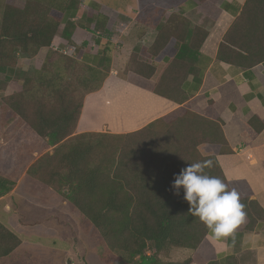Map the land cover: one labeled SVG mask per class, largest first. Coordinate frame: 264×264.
<instances>
[{"label": "trees", "instance_id": "trees-1", "mask_svg": "<svg viewBox=\"0 0 264 264\" xmlns=\"http://www.w3.org/2000/svg\"><path fill=\"white\" fill-rule=\"evenodd\" d=\"M2 2L3 74L16 67L20 58H35L42 49L51 47L67 12L78 9L80 4L79 0ZM85 17L82 14L81 20ZM178 21L176 28H164L154 43V52H163L170 37L176 40L177 53L160 78L175 75L182 82L189 73V53L196 52L206 32L184 33V19L178 17ZM75 28L72 22L67 23L63 36L68 41ZM95 29H102L99 22ZM85 47L89 48L87 44L76 48L74 57L49 52L42 67L26 79L22 91L3 98L14 115L41 137H48L51 145H58L54 154L44 156L30 169V174L71 203L100 232L106 244L123 254L128 264H136L137 259H142L141 264H192V259L171 262L160 256L169 255L174 249L197 250L209 233L199 218L188 212L183 190L176 196L171 187L174 176L190 163L213 161L205 172L219 177L229 190L239 193L249 219L247 230L264 220V210L250 200V187L244 182H229L216 157L200 154L198 148L202 144H226L221 128L210 125L201 116L177 111L125 135L84 133L70 137L84 98L100 91L107 78L106 70L79 61ZM218 60L243 68L264 62V0H247L220 47ZM152 67L138 55H132L126 67L128 80L136 83L153 79V93L170 100L181 99L182 90L175 77L174 84L164 86L159 79L154 80ZM71 68L72 75L68 77ZM81 91L83 95L78 100ZM143 133L154 136L157 149L152 154L145 150L154 147L152 142L135 139ZM11 187L0 176V196L11 191ZM21 244V239L0 221V259L10 256ZM150 246L153 256H147ZM228 264L240 263L234 258Z\"/></svg>", "mask_w": 264, "mask_h": 264}, {"label": "crops", "instance_id": "crops-1", "mask_svg": "<svg viewBox=\"0 0 264 264\" xmlns=\"http://www.w3.org/2000/svg\"><path fill=\"white\" fill-rule=\"evenodd\" d=\"M79 1L78 9L74 8L67 12L51 47L42 49L35 58H20L17 66L9 68L4 74L7 82L9 81L8 93L4 95L0 87V100L3 101L2 98L22 91L26 79L31 77L32 71L42 67L49 52L65 53L68 56L66 51L72 48L74 50L69 52H75L76 56V48L87 44L89 48L81 49L79 61L101 70L109 69L111 73L115 71V64L119 61V55L116 58L117 52H121L119 59L122 57L126 59L122 61L126 67L131 56L138 55L153 66L154 80L159 79L164 86L174 84L176 80L182 90L181 99L170 100L153 93L151 91L153 79L143 80L149 82L148 90L137 85L140 81L136 83L128 81L126 87L114 96L102 97L100 91L112 85L106 81L100 91L90 93L84 98L80 117L70 137L84 133L125 135L142 130L154 121L177 111H182L183 114L186 112L196 114L206 119L210 125L219 126L226 140L225 145L217 143L200 145L198 148L200 154L204 157H216L229 182L246 183L252 191L250 200L257 202L264 210V62L251 68H243L218 60L220 47L242 13L247 0H181L177 5L161 9L164 19L156 28L150 25L152 22L149 13L152 9L146 12L138 0L129 2L123 8L106 5L102 0ZM0 3L3 4L1 1ZM84 8L86 10L82 11ZM82 13L86 14L84 20H81ZM178 17L185 21L184 33L195 34L199 30L206 32L205 40L196 52L189 53L191 57L189 73L184 76L182 82L177 81L175 75L172 78H160L163 69L177 53L176 40L170 37L163 52H154L156 39L165 27H169L170 30L172 26L176 28ZM69 22L76 26L71 41L63 36ZM98 22L101 24V30L95 29ZM170 34L171 32L166 37ZM119 46H123L121 50L118 49ZM187 58L189 59L188 56ZM25 62L26 66L23 65ZM111 75L113 76L110 74V77ZM103 104L108 106L105 110L110 120L100 125L95 120L99 117V111L102 110L100 106ZM6 107L9 109L7 105ZM9 111L11 112L10 109ZM22 122L23 125L17 129L20 136L18 145L21 149L16 150L11 163H7L6 166L3 163L0 167V176L12 184L11 191L1 195L0 201L13 197L18 186L28 178L35 184L43 185L29 171L44 156L54 154L58 146L51 145L48 137H41L28 124ZM32 135L39 139L34 140ZM31 140L35 144L31 143L35 149L30 154L23 146ZM26 157L28 160L20 175L15 177L16 165L19 164L16 162ZM63 201L71 204L65 199ZM52 203H48L49 207L38 205L26 211L25 214L30 218L28 221L19 220V225L34 226L39 223L36 220L39 218L44 222L57 219L62 228H66L67 225L77 226L70 222L58 207L51 206ZM9 208L10 206H7V209ZM248 223L249 219L246 217V222L236 230L234 239H213L209 231L197 250H186L184 259H192V264L212 262L228 264L234 258L240 264H264V220L259 221L252 230L246 229ZM4 225L14 233L6 224Z\"/></svg>", "mask_w": 264, "mask_h": 264}, {"label": "rangeland", "instance_id": "rangeland-1", "mask_svg": "<svg viewBox=\"0 0 264 264\" xmlns=\"http://www.w3.org/2000/svg\"><path fill=\"white\" fill-rule=\"evenodd\" d=\"M0 1L2 2V0ZM10 1L20 3L25 0ZM102 1L104 4L114 8H123L129 2L136 0ZM138 1H140L142 8L146 12L152 9L151 13H149V17L152 22L150 25H154V28L162 23L164 19L162 14L163 11L161 12V9L169 8L170 6L177 5L181 2V0ZM1 7L2 4L0 3V24L3 14ZM85 10V8L82 9V11ZM122 47L119 46L118 49L121 50ZM69 50L73 51L74 49H67L66 52L68 53V56H75V52H69ZM117 53L116 58L117 55H119V57L121 56V52ZM119 57V61L115 64V71L111 73V70L108 69L107 72H105L107 74L105 82L109 81L112 85L100 91L99 94L102 97L114 96V94L122 91L129 81L126 73V64L122 63V61H125L126 59L123 57L119 59ZM23 65L26 66L27 63L25 62ZM58 65L62 66V63ZM72 71V68L69 69L67 72L68 77L72 75ZM110 74H113V76L111 75L112 77H110ZM8 82L6 76L0 73V87L2 88L4 95H7L8 93ZM147 83L149 84V82L140 81L137 85L142 89H147ZM132 91L134 92V90ZM82 92L83 91H81V94H78V100L81 99L80 96L83 95ZM117 97L118 95L115 98ZM134 105H137V103H134ZM140 105L142 106V104ZM100 107L102 110L99 111L100 115L95 122L102 125L104 121L110 119L107 118L109 114L105 110L108 106L103 104V106ZM21 125H23V122L9 111L4 100H0V167L3 163L4 166L9 162L11 163L16 150L19 151L21 149L18 145L20 136L17 130L18 126ZM152 132L154 133V130ZM145 135L143 133L140 137H136L135 139L136 141L141 142H152L154 147L144 148L149 154H152L151 152H154V150L157 149V145L154 143V136L147 133ZM32 137L35 138L34 140L39 139L35 135H32ZM156 141L159 142L158 140ZM31 143L35 145L31 140L30 143L23 146L24 149H28V153L30 154L34 152L35 149ZM141 145L143 146V144ZM27 160L26 157L24 160L16 162V164H19L16 165L15 177L20 175V171ZM43 185L39 183L35 184L33 180L31 181V179L28 178L18 186L13 197L0 201V221L13 230L22 240L21 246L14 253L7 258L0 260L1 264H128L119 250L113 249L104 242L100 232L93 227L92 223L87 218H85L73 205L67 204L61 197H57L44 183ZM46 194L51 195L48 196ZM49 202H53L51 206L55 205L54 207H58L59 210L65 214L66 218L69 219L70 222H74L77 226L69 227V225H67L66 228H62L61 223H59L57 219L44 222L43 219L39 218H36L39 223L34 226L21 227L19 225V220L28 221V218H30L25 214L26 211H29L34 208V206L38 205H43L45 207L48 205L50 206V204H48ZM7 206H10V208L7 209ZM38 217H41V215H38ZM148 252H150V254L147 256L154 255V249L152 246L149 247ZM185 252L186 250L184 249H174L169 255L161 254L160 256L164 261L182 262L185 260ZM141 263L142 259H137L136 264Z\"/></svg>", "mask_w": 264, "mask_h": 264}, {"label": "clouds", "instance_id": "clouds-1", "mask_svg": "<svg viewBox=\"0 0 264 264\" xmlns=\"http://www.w3.org/2000/svg\"><path fill=\"white\" fill-rule=\"evenodd\" d=\"M212 164L210 159L190 163L174 176L171 187L176 196L183 190L188 212L199 218L213 239H234L238 227L246 222L245 205L235 189L229 190L219 177L205 172Z\"/></svg>", "mask_w": 264, "mask_h": 264}]
</instances>
